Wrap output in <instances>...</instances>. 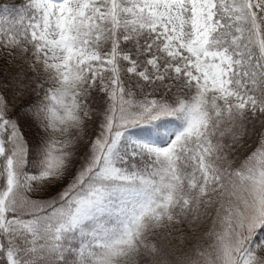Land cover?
<instances>
[{"label": "snow or ice", "instance_id": "6c2138e0", "mask_svg": "<svg viewBox=\"0 0 264 264\" xmlns=\"http://www.w3.org/2000/svg\"><path fill=\"white\" fill-rule=\"evenodd\" d=\"M0 264H264V0L0 3Z\"/></svg>", "mask_w": 264, "mask_h": 264}, {"label": "trees", "instance_id": "16d2710c", "mask_svg": "<svg viewBox=\"0 0 264 264\" xmlns=\"http://www.w3.org/2000/svg\"><path fill=\"white\" fill-rule=\"evenodd\" d=\"M19 2L20 0H12V1L0 0V3L18 4Z\"/></svg>", "mask_w": 264, "mask_h": 264}, {"label": "rangeland", "instance_id": "374dc122", "mask_svg": "<svg viewBox=\"0 0 264 264\" xmlns=\"http://www.w3.org/2000/svg\"><path fill=\"white\" fill-rule=\"evenodd\" d=\"M6 1H10V0H6ZM12 1V0H11Z\"/></svg>", "mask_w": 264, "mask_h": 264}, {"label": "bare ground", "instance_id": "6f19581e", "mask_svg": "<svg viewBox=\"0 0 264 264\" xmlns=\"http://www.w3.org/2000/svg\"><path fill=\"white\" fill-rule=\"evenodd\" d=\"M11 1V0H10Z\"/></svg>", "mask_w": 264, "mask_h": 264}]
</instances>
